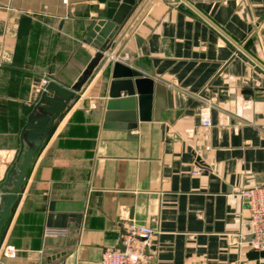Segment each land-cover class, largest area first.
Masks as SVG:
<instances>
[{
	"label": "crops",
	"instance_id": "crops-1",
	"mask_svg": "<svg viewBox=\"0 0 264 264\" xmlns=\"http://www.w3.org/2000/svg\"><path fill=\"white\" fill-rule=\"evenodd\" d=\"M112 1L0 0V185L42 79H84ZM260 186L264 0H137L33 157L0 264H100L131 223L157 264H264L237 241L239 194Z\"/></svg>",
	"mask_w": 264,
	"mask_h": 264
},
{
	"label": "water",
	"instance_id": "water-1",
	"mask_svg": "<svg viewBox=\"0 0 264 264\" xmlns=\"http://www.w3.org/2000/svg\"><path fill=\"white\" fill-rule=\"evenodd\" d=\"M136 3L137 0H113L107 3L105 19L94 24L88 33L87 41L93 44L96 54L83 72L84 79L91 74L98 62L104 57L105 51L110 47V42L129 18ZM84 79L71 89L51 81L39 93L22 128L21 146L17 158L9 170L6 180L0 185V239L33 157L41 148L48 132L65 106L80 90ZM49 93H52V96H49ZM25 145L27 146L26 149ZM10 180L11 184L8 186ZM247 258L250 260L264 259V251L250 250Z\"/></svg>",
	"mask_w": 264,
	"mask_h": 264
},
{
	"label": "built area",
	"instance_id": "built-area-1",
	"mask_svg": "<svg viewBox=\"0 0 264 264\" xmlns=\"http://www.w3.org/2000/svg\"><path fill=\"white\" fill-rule=\"evenodd\" d=\"M47 80L42 79L39 93L47 85ZM202 127L211 126L210 105L205 104L199 111ZM195 174L198 171H194ZM240 197L245 204L248 214L245 226L247 232H238V246H247L250 250L264 251V186L254 187L240 192ZM154 230L148 226L129 224L120 236L122 248L105 250L100 259V264H157L155 253L149 249V241ZM44 237L65 236L66 230L47 228Z\"/></svg>",
	"mask_w": 264,
	"mask_h": 264
}]
</instances>
